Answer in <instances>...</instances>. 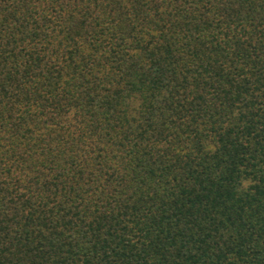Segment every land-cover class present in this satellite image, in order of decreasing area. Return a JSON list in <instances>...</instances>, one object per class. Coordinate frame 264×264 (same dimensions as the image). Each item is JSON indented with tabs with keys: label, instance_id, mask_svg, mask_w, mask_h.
<instances>
[{
	"label": "trees",
	"instance_id": "trees-1",
	"mask_svg": "<svg viewBox=\"0 0 264 264\" xmlns=\"http://www.w3.org/2000/svg\"><path fill=\"white\" fill-rule=\"evenodd\" d=\"M0 264H264V0H0Z\"/></svg>",
	"mask_w": 264,
	"mask_h": 264
}]
</instances>
